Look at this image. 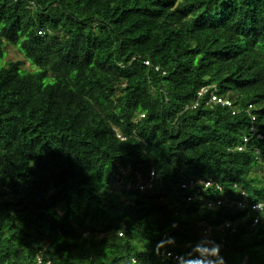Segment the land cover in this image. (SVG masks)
Instances as JSON below:
<instances>
[{"label":"trees","instance_id":"1","mask_svg":"<svg viewBox=\"0 0 264 264\" xmlns=\"http://www.w3.org/2000/svg\"><path fill=\"white\" fill-rule=\"evenodd\" d=\"M4 41L39 71L0 65V264H264L208 206L264 201V0H0Z\"/></svg>","mask_w":264,"mask_h":264},{"label":"built area","instance_id":"2","mask_svg":"<svg viewBox=\"0 0 264 264\" xmlns=\"http://www.w3.org/2000/svg\"><path fill=\"white\" fill-rule=\"evenodd\" d=\"M15 1H21L22 2L24 0H15ZM31 5H33V3H31ZM41 35H44V32H41ZM145 64H148V62H145ZM210 89L211 88L209 86L202 87L200 89V91L198 92V98H199L198 101L200 100V98L204 97L207 93H209ZM216 91H217V89L215 87L214 90L211 93H209L210 94L209 103H215V102H222L223 101L222 99H220L216 95ZM223 103L227 104V105H230V103L227 102V101L226 102L223 101ZM253 132H254L253 135L257 139H260V140L264 139V136L262 134L258 133L254 128H253ZM246 141H247V139H246ZM242 149H243L242 147L238 148V150H242ZM262 163L264 164V160L263 159H262ZM151 185H152L151 183L148 184V186H150V187H151ZM214 185H216V183L212 179H208L206 181L199 179V180H196V181H192L189 184H183L182 187L183 188H188L189 186H202L200 189L204 190V189L211 188ZM216 187L219 190L221 189L218 185H216ZM241 193H242V195L244 197L246 196L244 191H242ZM196 197L197 196H195V198ZM190 199H192V198H190ZM220 204H224L226 206H229V205L232 206L233 205V206H235L236 209L241 210V211L247 210L248 212L254 211V212H258V213L264 214V201H262L260 203L252 204V205L250 203H248V202H245V201H231V202H229L228 200H217L216 202H211V201L208 202V206L211 207V208H214L215 206L220 205ZM258 222H259V218L255 217L254 220H253V225H256ZM230 225H231L230 223H226V227L227 228L230 227ZM210 230H211L210 227H206L205 226L204 234H208ZM161 256H162V261H166V260L175 261V260L178 259V255L174 254L171 251H167V250L162 251ZM134 263H136V261H134ZM33 264H45V263H44V261H43V259L41 257H38L36 259V262H34ZM46 264H50V262H47Z\"/></svg>","mask_w":264,"mask_h":264},{"label":"rangeland","instance_id":"3","mask_svg":"<svg viewBox=\"0 0 264 264\" xmlns=\"http://www.w3.org/2000/svg\"><path fill=\"white\" fill-rule=\"evenodd\" d=\"M4 55L0 59V65H5L8 62H18L20 63V70L23 73H36L39 71L31 61H29L18 44H12L10 42L4 41L3 43ZM264 179V173L259 170L258 172ZM128 171L120 172L116 177L110 178L109 186L113 191L122 194V199H126L123 194L126 191L132 190L130 181L127 179ZM106 178V177H105ZM104 178V179H105ZM125 202V200H123Z\"/></svg>","mask_w":264,"mask_h":264}]
</instances>
